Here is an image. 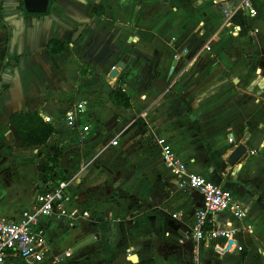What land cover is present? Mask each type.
Returning a JSON list of instances; mask_svg holds the SVG:
<instances>
[{
  "label": "crops",
  "instance_id": "crops-1",
  "mask_svg": "<svg viewBox=\"0 0 264 264\" xmlns=\"http://www.w3.org/2000/svg\"><path fill=\"white\" fill-rule=\"evenodd\" d=\"M241 1L47 0L45 13L25 19L20 0H0V216L17 220L44 183L67 180L70 209L91 217L44 218L42 227L53 254L74 255L69 264H193L194 251L203 263L264 264V0H252L257 15L240 11L227 26L223 6ZM83 25L78 42L65 39ZM52 41L62 53L49 52ZM120 79L128 109L110 99ZM75 103L86 111L70 129L65 115ZM19 112L51 118L44 145L15 146ZM224 128L247 148L234 167ZM160 135L192 172L232 187L245 204L242 220L218 217L219 226L237 225L242 252L185 240L203 199L178 189L155 144ZM51 155L60 168L45 181Z\"/></svg>",
  "mask_w": 264,
  "mask_h": 264
},
{
  "label": "built area",
  "instance_id": "built-area-1",
  "mask_svg": "<svg viewBox=\"0 0 264 264\" xmlns=\"http://www.w3.org/2000/svg\"><path fill=\"white\" fill-rule=\"evenodd\" d=\"M222 11L226 17L227 26L240 11H247L251 16L257 15L252 0H242L239 4H225ZM254 32L258 33V30ZM215 37H212L210 41H216ZM205 49L210 51L211 46L206 45ZM85 111V103L72 105L65 115L68 128L76 129ZM51 121V118H45V122ZM89 129L88 126L83 127L84 132H88ZM229 142L238 147L234 138L230 137ZM112 144L117 145L118 141H113ZM155 144L161 152L165 168L177 179L178 189L195 190L203 199V205L195 212L192 226L185 240L203 242L207 248L215 247L216 252H219L218 246L231 248L233 252H242L244 248L239 245L240 230L237 225L228 222L219 226L218 217L220 214L230 212L235 218L242 220L247 214L245 204L231 191L192 172L187 162L175 152L164 136H157ZM256 153V151L250 152L251 155ZM44 187L45 190L37 194L34 204L22 211L17 220H8L0 216V264H46L49 256H51L49 264H60L62 256L53 254L46 231L42 227V220L44 218L76 220L91 217L87 210L70 209L68 195L70 184L67 180L50 181L44 183ZM173 218L180 219V216L173 215ZM180 242L184 243V240ZM65 256H69V252H66ZM192 261L193 264H202L197 251H194Z\"/></svg>",
  "mask_w": 264,
  "mask_h": 264
},
{
  "label": "trees",
  "instance_id": "trees-1",
  "mask_svg": "<svg viewBox=\"0 0 264 264\" xmlns=\"http://www.w3.org/2000/svg\"><path fill=\"white\" fill-rule=\"evenodd\" d=\"M51 54H60L64 50V45L59 41H52L49 45ZM123 79H120L118 86L110 95L111 101L126 109L131 107L130 97L123 91ZM11 125L16 129L23 147H36L44 145L53 133V127L45 123L37 113H15L11 118ZM45 166L44 180L48 178L55 180L60 168L59 157L51 155L48 157Z\"/></svg>",
  "mask_w": 264,
  "mask_h": 264
},
{
  "label": "water",
  "instance_id": "water-1",
  "mask_svg": "<svg viewBox=\"0 0 264 264\" xmlns=\"http://www.w3.org/2000/svg\"><path fill=\"white\" fill-rule=\"evenodd\" d=\"M47 3H48L47 0H20V8L22 9L19 11V14L24 15L25 19H29L31 17L36 16L37 14L45 13L46 8H47ZM85 29H86V26L83 25L74 34L73 32L69 31L67 32L65 39L67 41H72L73 43H76L79 41V39L83 35ZM12 62H11V65L14 67L18 63L16 60H13ZM119 67H121L120 64L112 72L111 77H116L118 75ZM169 85L170 83L168 80L156 79L154 81V86L161 92L166 91ZM10 130L15 140V146L19 148L23 147V143L20 141V138H19V135L16 129L13 126H10ZM246 152H247V148L244 145H238V147H235V150L229 156L227 160V164H229L231 167H234L245 156ZM85 244H87V242L80 244L77 248H80L84 246ZM131 260H133L134 262H137L138 261L137 255H134L133 257H131Z\"/></svg>",
  "mask_w": 264,
  "mask_h": 264
},
{
  "label": "rangeland",
  "instance_id": "rangeland-1",
  "mask_svg": "<svg viewBox=\"0 0 264 264\" xmlns=\"http://www.w3.org/2000/svg\"><path fill=\"white\" fill-rule=\"evenodd\" d=\"M231 132L233 133L234 137H237V136H236V133H235L234 131H228V130L225 129V128L222 129V131H221V133H220V136H224V140H225L226 142H228V139H229V137H230V133H231ZM155 138H156V137H155ZM240 167H241L240 164H238L237 167H236L237 169H236L234 172H236L237 170L239 171V170L241 169ZM245 185H247V183H245ZM228 190H230V191H234V189H233L232 187H229ZM235 192H236V191H235ZM131 225H132V226H135V227H137V228H140L139 225H138L137 223H135V224H132V223H131ZM69 245H72V246H73V245H75V243H74V242H72V243L70 242ZM218 247H219V250H218V251H219V253H221V254H222V253H228V252H229V253H230V252L233 253V250H232L231 248H223V247H221V246H218ZM54 255H61V254H59V253H55ZM73 256H74L73 254L70 255V257H67V256L64 255V257H62V259H63L64 261H66V263H63V264H69L70 262L68 263L67 260H70L71 258H74ZM191 259H193V256H191ZM49 261L51 262V256H49ZM202 263H203V261H202ZM204 263H205V264H213V263H211L210 259H205ZM204 263H203V264H204Z\"/></svg>",
  "mask_w": 264,
  "mask_h": 264
}]
</instances>
